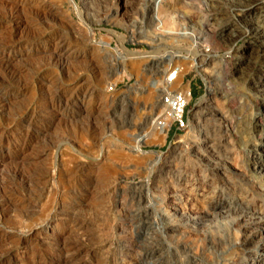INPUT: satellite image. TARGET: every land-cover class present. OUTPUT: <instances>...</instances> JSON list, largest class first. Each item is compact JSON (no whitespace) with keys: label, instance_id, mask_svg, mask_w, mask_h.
Masks as SVG:
<instances>
[{"label":"rangeland","instance_id":"rangeland-1","mask_svg":"<svg viewBox=\"0 0 264 264\" xmlns=\"http://www.w3.org/2000/svg\"><path fill=\"white\" fill-rule=\"evenodd\" d=\"M153 1L27 0L18 10L0 0V264L10 249V261L55 264L39 243L51 234L77 246L74 264H150L151 235L153 264H191L182 244L207 251L201 264H253L260 253L259 236L236 244L245 231L234 214L244 204L264 215L254 88L264 58L247 55L245 0H159L158 16ZM56 39L61 58L44 43ZM123 51L142 56L122 62ZM171 73L173 89L190 92L187 127L147 143L162 111L157 83ZM177 201L193 202L198 220L185 223Z\"/></svg>","mask_w":264,"mask_h":264},{"label":"bare ground","instance_id":"bare-ground-1","mask_svg":"<svg viewBox=\"0 0 264 264\" xmlns=\"http://www.w3.org/2000/svg\"><path fill=\"white\" fill-rule=\"evenodd\" d=\"M26 1L27 0H11V4L18 10L21 8H23L24 4H26ZM69 1H72V0H69ZM160 1L159 0H154L153 1V11H155L156 9V13L155 15L158 16L159 13H158V10H159V3ZM85 3V2H84ZM90 3V2H89ZM11 5V6H12ZM13 8V7H12ZM14 8V9H15ZM15 9V10H16ZM257 9L259 10V13L262 14L261 17L264 18V0H245L244 1V5H243V8L242 10L245 11L247 14L246 16L244 17L246 19V27H244V32L245 34H247L250 38H251V41L249 43V46H247V55L249 56V59H250V56L252 55H256V52L257 53H261L262 54V58H264V30L262 28V26L260 24H257L256 22V16L257 14H259L258 12H255L257 11ZM77 10V9H76ZM47 11V10H46ZM78 12V11H77ZM12 13V12H11ZM42 13V12H41ZM47 13V12H46ZM18 14V13H17ZM78 14V13H77ZM37 15V13H36ZM40 15V14H39ZM45 15V14H43ZM80 15V13H79ZM80 17V16H79ZM39 18V17H38ZM156 19V18H155ZM159 23V22H158ZM245 26V25H244ZM31 31V30H30ZM231 32V31H230ZM229 32V33H230ZM234 32H231L230 33V38L231 37H234ZM240 35V34H239ZM54 36V35H53ZM23 37V36H22ZM13 38V37H11ZM24 38V37H23ZM15 39V38H14ZM20 39V38H19ZM37 39L36 37H34V40ZM50 39V38H49ZM16 40V39H15ZM33 40V41H34ZM38 40V39H37ZM229 40V39H228ZM5 41V40H4ZM10 41V40H9ZM11 42V41H10ZM19 42H22V39L21 40H16L15 42L13 41L12 43L14 44H11L13 46L10 47V49H13L15 45H17ZM35 42V41H34ZM52 42L53 44V48L52 49H49L47 51H50V54H52L51 56H55L58 57V58H61V54H62V50H66L63 45L61 44V42H59V40L57 41L56 40H45V44L46 43H50ZM8 42H6L7 44ZM10 44V43H9ZM30 44V43H29ZM100 45H102V47H104L105 49H108L107 48V43L105 42H100L99 43ZM3 45V44H2ZM8 45V44H7ZM65 45V44H64ZM69 45V44H68ZM4 46V45H3ZM258 46V50L255 49V47ZM9 47V46H8ZM43 52H46V51H43ZM114 55L116 56V58L120 59L121 57L119 56V54L114 51L113 52ZM49 54V53H48ZM123 54L125 55V59L122 58V62H125L126 60H129V61H132L134 59H138L139 57H141L142 55H138V54H132V53H126L123 51ZM254 55V57H255ZM179 57V56H178ZM246 57V56H245ZM256 58V57H255ZM54 59V58H53ZM246 59V58H245ZM248 59V61H249ZM52 60V59H51ZM56 60V59H55ZM61 60V59H59ZM54 61V60H53ZM64 61V60H63ZM62 61V63H63ZM252 61V60H251ZM55 62V61H54ZM59 62V61H58ZM53 63V62H52ZM80 63H84V61H80ZM250 63V62H249ZM60 64V63H59ZM64 64V63H63ZM56 66V64H55ZM132 66V65H131ZM135 70V69H134ZM126 71L125 68H122L121 69V72L119 73L120 74V77L121 75ZM165 73V72H164ZM262 74V82H259V83H255V90H257V88H259L257 90V92L259 93V95H261V97H263L264 99V73H261ZM174 75V82H171V79L166 77L165 74H163V76L161 77V80L159 83V87H160V91H163V89H173L174 86H178V82H179V76L177 77L176 74H173ZM119 77V78H120ZM180 83V82H179ZM47 89V88H46ZM61 89V88H60ZM182 91H185L186 93L188 92V90L184 87ZM47 93V92H46ZM159 106H160V103H159ZM161 110L163 111L164 110V107L161 105ZM58 110V109H57ZM161 111V112H162ZM34 112V111H32ZM258 114H257V120H256V126H261V123H262V120H264V108H261V109H258ZM43 113V112H42ZM10 115V114H9ZM33 115V114H32ZM35 115V114H34ZM37 117V116H35ZM45 118V117H44ZM30 120V119H29ZM29 122V121H28ZM27 124V123H26ZM29 126V125H28ZM38 129V128H37ZM165 131L166 130H163L162 132H154V131H151L149 133V135L147 136V143H151V142H155V141H161L163 140L164 136H165ZM161 136V137H160ZM142 138V137H141ZM137 143V142H136ZM135 148H139V144H137L135 146ZM135 152H138V150H136ZM257 162L255 163L256 164V171L259 173V175L262 173L264 175V167L262 165L263 161H264V147H263V150L259 153V155H257V158H256ZM81 167H79L80 169ZM107 192V191H106ZM109 192V191H108ZM110 195V193H109ZM1 196V195H0ZM26 196V195H25ZM101 197V196H100ZM187 199V198H186ZM185 199V200H186ZM188 202V204L185 206L183 205L184 203L181 202L178 203L177 201V204L176 202L174 204H172L174 207V210H175V213H179V216L180 218L183 219V221H185V223H193L196 219H197V216H199L195 211V207H194V203L191 202V201H185V203ZM7 203V202H6ZM15 203V202H14ZM171 207V205H170ZM168 207V208H170ZM250 208V207H249ZM173 210V211H174ZM138 211V210H137ZM235 213L238 217H239V222H241V226H243V230L245 231L244 232V235H243V238L241 240H239V242H237L236 244L241 248V247H245L249 244H251L252 242H254V239L259 236V239H255L257 240V242L255 243V248L258 249L260 251V253L258 255L255 256V259L253 261V264H264V215L260 214V212H255L254 209H251L249 210L246 205L243 206L242 205H238L236 207V209L234 210ZM79 212V211H78ZM169 213V212H168ZM174 213V212H173ZM90 214V213H89ZM171 214V213H170ZM203 214V212L201 213ZM207 215V212L205 213ZM212 214V213H211ZM264 214V213H263ZM174 215V214H173ZM209 215V214H208ZM155 216V215H154ZM159 216H161L162 218L167 219L166 218V215H165V212L162 210L159 214ZM176 216V215H175ZM204 216V214H203ZM158 217V216H157ZM152 219V218H151ZM198 220V219H197ZM142 221V220H141ZM201 221V220H200ZM154 222V228L152 229V231H156V233L158 232V235H161V231L164 229H162V227L157 224V222H155V219L153 220ZM196 223V222H195ZM237 223V224H238ZM139 224H140V221H139ZM142 224V223H141ZM152 225V224H151ZM108 226V225H107ZM150 226V224H149ZM238 227V226H237ZM135 228V227H134ZM101 229V228H100ZM107 229V228H106ZM134 230V229H133ZM151 230V229H150ZM149 230V231H150ZM148 231V232H149ZM89 232V231H88ZM101 232V231H100ZM105 232V231H104ZM152 232V233H153ZM106 233V232H105ZM132 233V232H131ZM151 233V234H152ZM104 234V233H103ZM101 235V237H99L100 240H98V247L96 248L97 250H100L102 249L103 247L107 246L108 245V240L109 239L108 237L109 236H105L104 235ZM163 234V233H162ZM135 235V234H134ZM157 235V234H156ZM179 235V234H178ZM232 235V234H231ZM50 236V235H49ZM47 236L46 238L47 239H40L39 243L44 246L46 249H48V251L51 253V258L52 259V262L55 263V264H74L75 263V258H76V252H74L73 254L70 253V251L77 247V246H72L70 245L69 243H65V242H61L59 240H55L54 237H52V234L50 236V239H48ZM96 236V235H95ZM104 236V238L102 237ZM152 239H147V240H151V241H147V242H150L148 247L149 249H146L145 252H144V257L145 259L144 260H148V262H150V264H153L155 263V260L153 262V259L157 256L158 251L155 245V241H153L155 235H151ZM154 236V237H153ZM162 236V235H161ZM164 236V235H163ZM234 236V235H233ZM56 237V236H55ZM213 237V236H212ZM212 237H210V240L212 239ZM79 238V237H78ZM158 238V237H156ZM207 238V237H206ZM235 238V237H234ZM81 239V238H80ZM98 239V238H97ZM37 240V239H36ZM83 240V239H82ZM86 240V239H85ZM91 240V239H90ZM93 240V239H92ZM160 240V239H159ZM23 241H26L25 239L24 240H20L18 239L17 241V246L20 245L22 243H24ZM194 241V240H193ZM212 241V240H211ZM210 243H213L211 242ZM213 241H214V238H213ZM76 242V241H75ZM92 242V241H91ZM94 242V241H93ZM137 242V241H136ZM157 242V241H156ZM184 242V241H182ZM90 243V242H89ZM88 243V244H89ZM95 243V242H94ZM142 243V242H141ZM146 243V242H145ZM159 243V242H158ZM148 244V243H147ZM191 244V243H189ZM78 245V244H77ZM96 245V244H95ZM96 245V246H97ZM138 245V244H137ZM161 245V244H160ZM159 245V246H160ZM81 246V245H80ZM78 246V248L80 247ZM84 246V245H83ZM169 246V245H168ZM195 246V244H194ZM201 246V245H200ZM200 246H196V248H188V246L186 244H182L181 247L183 248L182 250L184 251V254L186 255V259L188 261L191 262V264H199L201 262V260H203L204 258V254H205V258L208 254H206L207 251H202V248ZM215 246V245H214ZM219 246V245H218ZM253 246V245H251ZM28 247V246H27ZM90 247V246H89ZM137 247V246H136ZM141 247V246H140ZM143 247V246H142ZM108 248V247H107ZM216 248V247H215ZM10 249V248H9ZM106 249V247H105ZM165 249V248H164ZM168 249V248H167ZM197 249V250H196ZM200 249V250H199ZM212 249V248H211ZM76 250V249H75ZM79 250V249H78ZM199 250V251H198ZM214 250V248L212 249ZM244 250V249H243ZM101 251V250H100ZM108 251V250H107ZM142 251V250H141ZM209 251H211L209 249ZM208 251V253H209ZM216 251V250H215ZM214 251V252H215ZM139 252V251H138ZM166 252V251H165ZM175 252V250H174ZM205 252V253H203ZM44 253V252H43ZM210 253H212L213 255V251H211ZM13 254V251L10 249L8 250L6 253H5V256H3V258L1 259V261L3 262H8V264H21V261L19 259H14L12 261H10V259H8L11 255ZM215 254V253H214ZM49 255V254H47ZM211 255V254H210ZM30 256V255H29ZM159 256V255H158ZM161 256V255H160ZM163 256V254H162ZM212 257V256H211ZM14 258V257H13ZM101 258V257H100ZM104 258V256H103ZM159 258V257H158ZM162 258V257H161ZM208 258V257H207ZM214 258V257H213ZM185 259V260H186ZM210 259V258H209ZM24 260V259H23ZM108 260V259H107ZM157 260V259H156ZM167 260V259H166ZM176 260V259H175ZM207 260V259H206ZM51 261V260H50ZM187 261V262H188ZM209 261V260H208ZM212 261V260H211ZM50 262V263H52ZM147 262V261H146ZM147 262V263H148ZM159 262V261H158ZM178 262V261H177ZM174 263V262H173ZM182 263H185V262H182ZM43 264V263H42ZM165 264V263H164ZM172 264V263H171ZM188 264V263H186ZM201 264V263H200ZM207 264V263H206Z\"/></svg>","mask_w":264,"mask_h":264},{"label":"built area","instance_id":"built-area-1","mask_svg":"<svg viewBox=\"0 0 264 264\" xmlns=\"http://www.w3.org/2000/svg\"><path fill=\"white\" fill-rule=\"evenodd\" d=\"M155 22L157 23L156 20ZM173 74L176 73H171L167 76L171 79V82L174 81ZM189 100V90L186 93L180 89H163L159 98V103L160 107L161 105L164 107V110L160 113L156 112L151 115L149 121L150 132H162L163 130H166V136L171 127H173L176 133L185 130L188 124L186 107Z\"/></svg>","mask_w":264,"mask_h":264},{"label":"trees","instance_id":"trees-1","mask_svg":"<svg viewBox=\"0 0 264 264\" xmlns=\"http://www.w3.org/2000/svg\"><path fill=\"white\" fill-rule=\"evenodd\" d=\"M196 94H197V93L193 92V94H192V95H193V97H196Z\"/></svg>","mask_w":264,"mask_h":264}]
</instances>
